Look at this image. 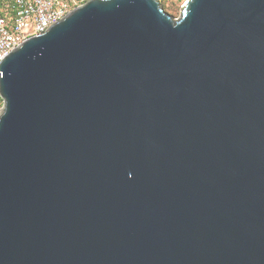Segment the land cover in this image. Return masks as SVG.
<instances>
[{"label": "water", "instance_id": "95a60500", "mask_svg": "<svg viewBox=\"0 0 264 264\" xmlns=\"http://www.w3.org/2000/svg\"><path fill=\"white\" fill-rule=\"evenodd\" d=\"M0 100V264H264V0H87Z\"/></svg>", "mask_w": 264, "mask_h": 264}, {"label": "built area", "instance_id": "2783aa9c", "mask_svg": "<svg viewBox=\"0 0 264 264\" xmlns=\"http://www.w3.org/2000/svg\"><path fill=\"white\" fill-rule=\"evenodd\" d=\"M87 0H0V59ZM1 102V100H0Z\"/></svg>", "mask_w": 264, "mask_h": 264}, {"label": "rangeland", "instance_id": "374dc122", "mask_svg": "<svg viewBox=\"0 0 264 264\" xmlns=\"http://www.w3.org/2000/svg\"><path fill=\"white\" fill-rule=\"evenodd\" d=\"M163 11L172 16V18H177L185 0H157ZM1 107V102H0Z\"/></svg>", "mask_w": 264, "mask_h": 264}]
</instances>
